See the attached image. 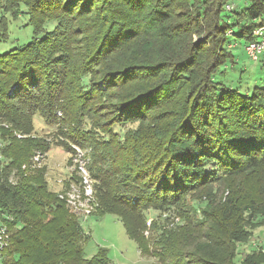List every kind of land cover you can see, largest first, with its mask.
<instances>
[{
  "label": "trees",
  "instance_id": "obj_1",
  "mask_svg": "<svg viewBox=\"0 0 264 264\" xmlns=\"http://www.w3.org/2000/svg\"><path fill=\"white\" fill-rule=\"evenodd\" d=\"M23 6L32 37L0 51V110L6 99L21 104L7 122L28 135L38 116L62 127V112L66 138L92 146L96 212L115 215L158 264H264V248L237 259L264 227V86L220 77L235 63L231 42L257 40L264 0H0V44ZM130 83L142 85L105 102L109 87ZM135 118L153 125L113 137ZM24 138H9L0 166L4 264H116L106 248L86 257L89 234L49 187L46 166L30 160L51 142ZM189 195L205 204L202 219ZM151 210L164 216L148 236Z\"/></svg>",
  "mask_w": 264,
  "mask_h": 264
},
{
  "label": "rangeland",
  "instance_id": "obj_2",
  "mask_svg": "<svg viewBox=\"0 0 264 264\" xmlns=\"http://www.w3.org/2000/svg\"><path fill=\"white\" fill-rule=\"evenodd\" d=\"M232 7H235V4L227 5L228 9H232ZM27 11L28 10L23 6V13H21V17L17 20H13L10 25V35L6 41L0 44V51H5L17 46L18 44L25 43L32 37L33 27L29 25ZM93 37L94 36H92V39ZM88 39L89 37L86 35L84 38L79 40L81 47L84 45L82 48H86ZM83 41L84 43H82ZM93 42L94 41H92L90 38L89 44ZM140 46L139 44L131 46L129 49L130 52L127 54L130 55L135 51V49L140 48ZM231 46L235 55V63L231 64L230 67L228 66L222 75H220L221 78L223 77V82L241 89L245 87L253 88L254 86H264V51L260 55L259 60H254L247 54L244 43L233 41L231 42ZM131 49L133 50L131 51ZM123 54H126V52ZM138 85L142 84L130 83L119 90L118 88H114V86L109 87L107 92L112 90L114 92L111 95H108V98L105 100V102L114 101L113 97H117L118 95L124 93L126 94L128 91H131L132 88ZM3 102L5 103V107L3 110H0V166H4L8 160V157L6 156L8 153H5V150L9 147V143L11 142L9 138L11 136L16 137L17 139L26 137L27 139L30 138L36 139L38 141H48V143L51 142V148L49 151L44 152L42 155L34 154L30 160L41 167L46 166L48 185L52 190L55 191L58 198L61 199V195H66L67 191H71V195L78 193V189H74V185L77 183L73 184L72 181L78 177V165L82 162L86 164L85 169L87 171L85 174L83 172H81V174L85 176H88L89 174L91 177V179L89 178V182L92 185L94 184V186H92L94 201L92 200V204L90 203V205L86 206V208L91 211L89 216L76 214L86 233L89 234V238L85 244L86 257L90 258L94 256L99 248H106L109 251L110 258L116 264H158L154 257L140 253L136 242L128 236L123 223L115 215L103 214L101 217L99 213L96 212L98 205V195L96 191L95 180L93 179L91 170L89 168V165L92 162V146L83 145V147L70 142L71 140L66 138V133L70 131V129L67 127L66 119L63 113H57L65 123L59 129L47 125L44 119L41 116H38L34 121L33 132L28 135H24L23 133L17 131L14 125H11L7 122L9 118L17 117L21 104L14 99H6ZM168 108L169 106H163L162 108L155 109L152 111L151 115L157 119L158 115ZM152 123L153 122H150L146 119L135 118L123 124L119 123L114 125L111 128L112 134L113 137L119 139V141L127 137L134 138L140 136L144 131H146L145 127H150L153 125ZM138 139V145L142 147L140 138ZM132 141L134 142L133 139ZM121 143H124V141ZM25 167L26 165H23V168ZM71 174H73V180L69 178ZM13 183H15V181ZM81 191L84 193V186L81 187ZM187 199L188 202L193 206L192 210L197 212L199 217L202 219L199 208L202 207L203 209L205 204L203 203V206H201L199 200L195 199V197L192 195H189ZM201 200L205 201V198H202ZM160 216L163 217L164 214L155 210H151L149 213V218H147L146 221L147 228L145 230L148 236L155 233L156 229L154 228V222ZM2 222L4 223V221L0 219V225ZM253 247L264 248V227L256 229L254 231L252 240L244 246L239 247L240 251L242 252L238 255L237 259H240L241 256H244L247 252L252 250Z\"/></svg>",
  "mask_w": 264,
  "mask_h": 264
},
{
  "label": "built area",
  "instance_id": "obj_3",
  "mask_svg": "<svg viewBox=\"0 0 264 264\" xmlns=\"http://www.w3.org/2000/svg\"><path fill=\"white\" fill-rule=\"evenodd\" d=\"M253 33L257 40L249 43L246 46V51L252 59L258 60L260 55L264 51V26L256 28ZM85 166L86 164L84 162L78 165V177L74 181H72L73 184L77 183L74 185V189H78V193L71 195L72 192L67 191L66 195H61V200L66 203V205L71 209L73 213L83 216H89L91 214V211L86 208V206L90 205L93 200L92 186H94V184H90L89 178L91 179V177L89 176V174L88 176L81 174V172H83L84 174L86 173L87 170L85 169ZM72 177L73 174H71L69 178ZM82 186L85 187L84 193L81 191ZM9 240V229L6 224L2 223L0 225V264H4L5 251L9 246Z\"/></svg>",
  "mask_w": 264,
  "mask_h": 264
},
{
  "label": "water",
  "instance_id": "obj_4",
  "mask_svg": "<svg viewBox=\"0 0 264 264\" xmlns=\"http://www.w3.org/2000/svg\"><path fill=\"white\" fill-rule=\"evenodd\" d=\"M259 60V59H258Z\"/></svg>",
  "mask_w": 264,
  "mask_h": 264
}]
</instances>
